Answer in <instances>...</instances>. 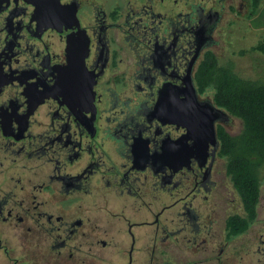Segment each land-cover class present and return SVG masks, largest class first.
<instances>
[{"label":"flooded vegetation","instance_id":"1","mask_svg":"<svg viewBox=\"0 0 264 264\" xmlns=\"http://www.w3.org/2000/svg\"><path fill=\"white\" fill-rule=\"evenodd\" d=\"M259 7L0 0V264H264L211 76Z\"/></svg>","mask_w":264,"mask_h":264},{"label":"trees","instance_id":"2","mask_svg":"<svg viewBox=\"0 0 264 264\" xmlns=\"http://www.w3.org/2000/svg\"><path fill=\"white\" fill-rule=\"evenodd\" d=\"M264 53V40L251 46ZM255 58L253 64L255 65ZM256 79L235 74L230 66L211 72L216 85L214 99L234 116L241 118V133L235 136L223 134V145L234 154L231 169L238 173L236 179L249 192L260 176L264 165V67Z\"/></svg>","mask_w":264,"mask_h":264},{"label":"rangeland","instance_id":"3","mask_svg":"<svg viewBox=\"0 0 264 264\" xmlns=\"http://www.w3.org/2000/svg\"><path fill=\"white\" fill-rule=\"evenodd\" d=\"M255 25V28L242 31L243 35L240 46H236L234 49H232V51H237L240 47L243 49V54L238 56V58L235 60V62L238 63L236 71L241 77L251 79L260 77L259 72H261L262 68L264 67V53L260 50L256 52L248 51L251 46L256 45L261 40H264V0H260L259 16ZM224 55H229V50H225ZM254 56L256 57L255 65L253 64L254 58H252ZM236 121L237 122L233 126V131H239L241 127L240 121Z\"/></svg>","mask_w":264,"mask_h":264},{"label":"water","instance_id":"4","mask_svg":"<svg viewBox=\"0 0 264 264\" xmlns=\"http://www.w3.org/2000/svg\"><path fill=\"white\" fill-rule=\"evenodd\" d=\"M32 2H38L39 4H43V2L50 1L53 4L56 0H31Z\"/></svg>","mask_w":264,"mask_h":264}]
</instances>
